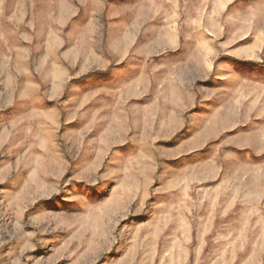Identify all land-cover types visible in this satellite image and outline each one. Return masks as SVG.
I'll use <instances>...</instances> for the list:
<instances>
[{"label":"rangeland","instance_id":"rangeland-1","mask_svg":"<svg viewBox=\"0 0 264 264\" xmlns=\"http://www.w3.org/2000/svg\"><path fill=\"white\" fill-rule=\"evenodd\" d=\"M0 264H264V0H0Z\"/></svg>","mask_w":264,"mask_h":264}]
</instances>
